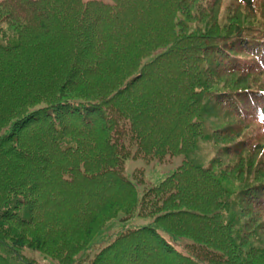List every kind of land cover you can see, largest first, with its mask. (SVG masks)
Masks as SVG:
<instances>
[{
	"label": "trees",
	"instance_id": "obj_1",
	"mask_svg": "<svg viewBox=\"0 0 264 264\" xmlns=\"http://www.w3.org/2000/svg\"><path fill=\"white\" fill-rule=\"evenodd\" d=\"M41 260L264 264V0H0V264Z\"/></svg>",
	"mask_w": 264,
	"mask_h": 264
},
{
	"label": "rangeland",
	"instance_id": "obj_2",
	"mask_svg": "<svg viewBox=\"0 0 264 264\" xmlns=\"http://www.w3.org/2000/svg\"><path fill=\"white\" fill-rule=\"evenodd\" d=\"M97 1H105V0H97ZM182 162L181 156L174 157H164L161 161L158 160H150L144 161L142 159H127L123 163V175L124 177L131 182L134 186L135 191L137 193V197L139 198L141 192L153 185H156L163 178L170 175ZM138 176L141 178L138 181L137 178L133 176ZM120 216L109 221L93 238L92 243L94 244L95 251L99 248L106 245L112 238L113 235L122 229H132L138 227H146L149 226L153 220V216H132L129 219L121 221ZM166 242L176 249H179L177 246L178 242L186 243L188 240L184 238L178 237H170L169 235L163 234ZM27 254V252H24ZM31 256L34 259L38 260L36 255H25ZM42 263L50 264L49 260H41Z\"/></svg>",
	"mask_w": 264,
	"mask_h": 264
}]
</instances>
